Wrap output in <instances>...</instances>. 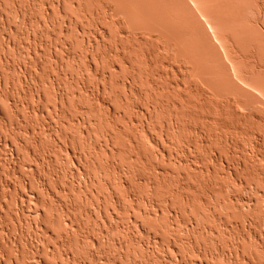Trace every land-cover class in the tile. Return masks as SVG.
I'll return each mask as SVG.
<instances>
[{"label":"rangeland","instance_id":"obj_1","mask_svg":"<svg viewBox=\"0 0 264 264\" xmlns=\"http://www.w3.org/2000/svg\"><path fill=\"white\" fill-rule=\"evenodd\" d=\"M56 1L0 0V72L4 76L0 107L12 131H7L0 120V186L5 187L0 189V264H68L51 251L56 247L55 233L63 237L72 228L78 243L74 239L69 250L87 263L245 264L249 257H258L255 250L264 247V226L259 228L257 216L264 211V0H185L187 4L184 0H130L123 5L118 0H65L63 9H56ZM189 3L192 8L187 6ZM143 7L147 16L151 14L149 18L156 16L160 23H150L135 12ZM190 9L197 12L196 20ZM202 13H208L218 26L221 43L210 37L204 38L207 44L204 42L202 34L207 32L199 29L204 22ZM197 18L202 21L199 26ZM66 26L69 28L64 32ZM213 44H219L218 48L212 46L216 52L209 46ZM91 45L97 56L87 50ZM67 52L78 57L65 60ZM221 55L223 58H219ZM60 57H65L63 67L58 66ZM227 64L230 70L224 68ZM103 69L112 72V79L109 88L100 93ZM228 71H233L230 76L234 80ZM37 79L44 95L41 100L33 95L39 88L35 85ZM56 83L70 95L59 114L53 108L58 107ZM233 85L240 88L235 87V91ZM243 93L251 97L253 94V99ZM146 105L160 110L150 121L142 115ZM143 121L149 122L144 133L140 128ZM168 122H176V127L171 128ZM166 123L171 124L169 131ZM135 131L141 135H137L138 147L131 139ZM110 135L114 136L112 144L116 148L112 147V153L105 148L110 144ZM99 145L103 152L96 149ZM71 150L83 157L92 155L89 162L80 160L84 170L99 177L90 186L92 198L95 196L92 200L88 191L84 197L83 177L76 175L80 172L75 158H79ZM127 169L131 174L126 173ZM126 188L137 197L134 204ZM255 189L260 195L255 194ZM250 198L256 202V214L252 211L250 216L255 221L244 224L246 211L242 210L246 207L242 205ZM117 199L122 201L124 212L116 208ZM222 199L229 204H223ZM41 200L49 202L50 208L44 207ZM97 201L103 204L99 211ZM138 208L153 211L151 218L140 214ZM112 211L118 215L107 226L105 218ZM41 212L46 214V222H50L49 218L54 221L53 226L47 223L55 232L53 239L37 230ZM132 219L138 220L134 223L137 227H131ZM55 221L60 222L59 228ZM188 221H193L195 230H190ZM36 235L43 238L46 246L38 242ZM152 236L157 237V243ZM244 238L252 248L240 246ZM118 240L130 243L126 245L128 249L124 244L121 247ZM254 243H259L258 247L252 246ZM169 245L176 246L178 254L167 250ZM44 246L48 251L42 250Z\"/></svg>","mask_w":264,"mask_h":264},{"label":"bare ground","instance_id":"obj_2","mask_svg":"<svg viewBox=\"0 0 264 264\" xmlns=\"http://www.w3.org/2000/svg\"><path fill=\"white\" fill-rule=\"evenodd\" d=\"M118 1H119L120 3H122V5H123V2H124L125 4H126V2H127V3L130 2V0H118ZM140 1H141V0H140ZM184 1H185V0H184ZM188 1H189V0H188ZM192 1H193V0H192ZM194 1H196V0H194ZM136 2H137V1H136ZM136 2H135V3H136ZM138 2H139V1H138ZM198 2H199V1H198ZM141 3H143V2H141ZM141 3H140V8H141ZM144 3H145V2H144ZM160 3H161V2H160ZM185 3L187 4V1H185ZM190 3H191V2H190ZM190 3H189V5H190ZM53 4H54V6L56 5V6H55L56 9H63V8H64V4H65V0H57L56 3L53 2ZM53 4H52V5H53ZM78 4H79V2H78ZM130 4H131V3H130ZM195 4H196V3H195ZM207 4H208V3H207ZM120 5H121V4H120ZM133 5L138 6V4H134V3H133ZM144 5H145V4H144ZM189 5H187V6L190 7V8L193 7L192 4H191L190 6H189ZM197 5H198V4H197ZM77 6H78V5H77ZM145 6H146V5H145ZM79 7H80V6H79ZM79 7H78V9H80ZM113 7H114V6H113ZM123 7H125V6H123ZM128 8H129V7H128ZM134 8H135V7H134ZM134 8H133V9H134ZM138 8H139V7H138ZM143 8H145V7H143ZM143 8H142V9H143ZM158 8H159V7H158ZM207 8H208V7H207ZM209 8H211V7H209ZM130 9H131V8H130ZM142 9H141V10H142ZM160 9H161V8H160ZM193 9H194V8H193ZM204 9H205V8H204ZM136 10H138V9H136ZM141 10H138V11L133 10V11H135L137 14L140 13V14H138V15H140L142 18L146 19L148 22L150 21V23H154V24H156V23H158V22L160 23L161 20L155 19L156 16H155V17H150V18H149V16H150L151 14H150L149 16H147L148 11L146 10V8H145V10L143 9V11H141ZM153 10H154V9H153ZM155 10H157L156 7H155ZM161 10H164V8H162ZM161 10H160L159 12H161ZM190 10H192V9H190ZM195 10H196V9H195ZM212 10H213V9H212ZM102 11H103V10H102ZM102 11H100L101 14L103 13ZM104 11H105V10H104ZM110 11H112V10H110ZM110 11H109V12H110ZM122 11H123V10H122ZM127 11H128V10H127ZM144 11H146L147 14L144 13ZM192 11H193V12H191V13H192L191 16L193 17V14H194V17H193V19H194V18H195V15H197V12L195 11V12H196V13H195L194 10H192ZM200 11H201V10H200ZM208 11H209V10H208ZM135 12H133V13H135ZM201 12H202V11H201ZM211 12H212V11H211ZM126 13H129V12H126ZM136 13H135V15H137ZM162 13H163V12H162ZM162 13H161V14H162ZM205 13H206V11H205ZM109 15H110V14H109ZM129 15H131V14H129ZM157 15H159V14H157ZM198 15H199V14H198ZM200 15H201V17L204 19V22H203L202 26H204L205 29H204L202 26H201V28H200V26L198 25V24H200V22H202V21H201L202 19H201L200 16H199V18H200L201 20H200L199 18H197V20L199 19L200 21H199L198 23H197L196 21H194V23L196 22V24L199 26V29H201L202 31L205 30V32H207V34H206L204 31L201 32V30H200L198 33L201 32V33H205V34H206V37H205V34H202V35H203V37H202L203 39H204V38L207 39V38L210 37V38H209L210 40H216L217 43H218V42L221 43L220 41H222V40L220 39V37H219V35H218L219 33H218V31H217V27H218V26L216 27V25L214 24L215 22H212V21L209 19V16H207L208 13H207V15L204 14V13H202V14H200ZM209 15H211V14H209ZM218 16H219V15H218ZM137 17H138V16H137ZM141 17H140V18H141ZM158 17H160V16H158ZM212 17H213V16H212ZM142 18H141V19H142ZM136 19H137V18H136ZM138 19H139V18H138ZM141 19H139V20H141ZM167 19H168V18H167ZM214 19H215V17H214ZM214 19H213V20H214ZM108 20H110V18H109ZM194 20H196V19H194ZM215 20H216V22H217V19H215ZM225 20H226V18H225ZM169 21H170V20H169ZM144 22H145V21H144ZM222 22H223V21H222ZM225 22H226V21H225ZM111 23H112V22H111ZM111 23H110V24H111ZM217 23H219V22H217ZM217 23H216V24H217ZM144 24H147V23H144ZM196 24H195V25H196ZM147 25H148V24H147ZM162 25H163V24H162ZM197 25H196V26H197ZM200 25H201V24H200ZM218 25H220V24H218ZM226 25H227V24H226ZM151 26H152V25H151ZM157 26H158V25H157ZM157 26H156V27H157ZM191 26H192V25H191ZM222 26H223V25H222ZM222 26H221V27H222ZM227 26H228V25H227ZM68 28H69V27L66 26V28H64V32H65V31L67 32V31H68ZM160 28H161V27H160ZM163 28H164V27H163ZM193 28H194V27H193ZM202 28H203V29H202ZM219 28H220V27H219ZM222 28H223V27H222ZM191 29H192V28H191ZM195 29H197V27H196ZM195 29H194V30H195ZM199 29H198V30H199ZM220 30H221V29H220ZM196 32H197V31H196ZM107 33H108V32H107ZM201 33H200V34H201ZM195 34H196V33H195ZM221 34H222V33H221ZM104 35H106V34H104ZM198 35H199V34H198ZM211 35H212V36H211ZM247 35H248V34H247ZM102 36H103V34H102ZM194 36H195V35H194ZM220 36L222 37L223 35H220ZM251 37H252V36H251ZM248 38H249V37H248ZM257 38H258V37H257ZM166 39H167V38H166ZM168 39H169V38H168ZM168 39H167V40H168ZM197 39H199V38H197ZM205 39H204V42H206ZM223 39H224V38H223ZM228 39H229V38H228ZM255 39H256V38H255ZM97 40H99V39H97ZM182 40H184V39H182ZM210 40H208V41H210ZM225 40H226V39H225ZM251 40H252V39H251ZM248 41H250V40H248ZM95 42H97V41H95ZM168 42H169V41H168ZM227 42H228V41H227ZM252 42H253V41H252ZM257 42H258V41H257ZM207 43H208V42H206V44H207ZM213 43H214V41H213ZM222 43H223V42H222ZM89 44H90V43H89ZM89 44H88V45H89ZM202 44H203V43H202ZM209 44H212V42H211V43L209 42ZM251 44H252V43H251ZM57 45H58V44H57ZM92 45H93V44H92ZM92 45H91V46H88L87 50H89V53H92L93 55H96V54H95V50H94V48L92 47ZM246 45H247V44H246ZM205 46H206V45H205ZM209 46H211L210 48H212V46H213V48H218L219 44H218V46H217V45H214V44H213V45H209ZM209 46H207V47H209ZM214 46H216V47H214ZM222 46H225V45H222ZM252 46H253V44H252ZM255 46H256V45H255ZM202 47H203V46H202ZM232 47H233V46H232ZM260 47H261V45H260ZM177 48H178V47H177ZM204 48H205V47H204ZM204 48H203V49H204ZM213 48L211 49V51L213 50ZM221 48H222V47H221ZM221 48L219 47V49H221ZM223 48H225V47H223ZM226 48H228V47L226 46ZM254 48H255V47H254ZM68 49H69V48H68ZM68 49H66V50H68ZM219 49H217L218 52H220ZM260 49H261V48H260ZM262 49H263V48H262ZM35 50H37V49H35ZM195 50H196V49H195ZM206 50H207V49H206ZM226 50H227V49H226ZM253 50H254V49H253ZM255 50H257V49H255ZM213 51H214V50H213ZM37 52H38V51H37ZM194 52H195V51H194ZM214 52H216V51H214ZM218 52H217V53H218ZM225 52H226V51H225ZM255 52H256V51H255ZM204 53H205V52H204ZM227 53H228V52H227ZM232 53H233V52H232ZM213 54H214V53H213ZM219 54H220V53H219ZM221 54H223V53L221 52ZM229 54H230V52H229ZM93 55H91V56L93 57ZM230 55H231V54H230ZM96 56H97V55H96ZM222 56H223V55H221L219 58H221ZM227 56H228V55H227ZM261 56H262V55H261ZM71 57H72L73 59H75L76 57H78V55H75L74 52H73V53H71V52H67V56H66V58H65V57H64V58H65V60H68V59H70ZM202 57H203V56H202ZM231 57H232V56H231ZM64 58L62 57V59H61V57H60V60L58 61V66H62V67H63V66L65 65V64H64ZM222 58H223V57H222ZM227 58H228V57H227ZM261 58H262V57H261ZM211 59H212V58H211ZM224 59H225V58H224ZM231 59L233 60L234 58H231ZM231 59H230V60H231ZM94 60H95V59H94ZM207 60H208V59H207ZM216 60L218 61L219 59H216ZM216 60H215V61H216ZM215 61H214V62H215ZM219 61H221V60H219ZM223 61H224V60H222V62H223ZM225 61H226V60H225ZM234 61H235V60H234ZM257 61H258V60H257ZM210 62H211V61H210ZM222 62H221V63H222ZM227 62H228V61H227ZM262 62H263V61H262ZM221 63H220V64H221ZM257 63H258V62H257ZM206 64H207V63H206ZM234 64H235V63H234ZM258 64H259V63H258ZM227 65H228V64H227ZM213 66H214V65H213ZM95 67H96V66H95ZM229 67H230V68H229ZM259 67H260V66H259ZM224 68H227L228 70H230V69H231V66L228 65L227 67H224ZM224 68H223V69H224ZM232 68H233V67H232ZM241 68H242V67H241ZM261 68H262V66H261ZM25 69H26V68H25ZM25 69H24V70H25ZM223 69H222V70H223ZM253 69H254V68H253ZM24 70H23V71H24ZM236 70H237V69H236V67H235V72H236ZM241 70H242V69H241ZM250 70H252V69H250ZM258 70H259V69H258ZM1 71H2V70H1ZM25 71H27V70H25ZM25 71H24V72H25ZM28 71H29V69H28ZM30 71H31V70H30ZM30 71H29V72H30ZM208 71H209V70H208ZM217 71H218V70H217ZM255 71H256V70H255ZM260 71H261V70H260ZM225 72H227L226 69H225ZM237 72H238V71H237ZM237 72H236V73H237ZM258 72H259V71H258ZM262 72H263V71H262ZM2 73H3V72H2ZM222 73H223V72H222ZM228 73H230V74H229V76H230V75H232L233 71H232V73H231V71H230V72L228 71ZM228 73H225V74L228 75ZM240 73H241V72H240ZM30 74H31V73H28V74H26V75L31 76ZM101 74H102V76H101L102 79H101V83L99 84V87H98V90H100V91H98V92H100V93H102L101 91L106 90V89L109 88V86H110V82H111V79H112V72H107L105 69H103ZM206 74H207V73H206ZM216 74H217V73H216ZM26 75H25V76H26ZM226 75H225V76H226ZM245 75H246V74H245ZM229 76H227V77L229 78ZM250 76H251V75H250ZM2 77H4V76L1 75V72H0V85H2V80H4V78L2 79ZM230 77H231L230 79H233L232 76H230ZM235 77H236V76H235ZM239 77H240V76H239ZM239 77H238V79H239ZM243 77H244V76H243ZM253 77H254V76H253ZM32 78H33V76H32ZM34 78H35V77H34ZM224 78H225V77H224ZM241 78H242V74H241ZM245 78H246V77H245ZM261 78H262V77H261ZM35 79H36V78H35ZM233 80H234V79H233ZM248 80H249V79H248ZM252 80H253V79H252ZM263 80H264V79H263ZM235 81H236V80H235ZM237 81H238V80H237ZM245 81H246V82H245ZM34 82H35V80H34ZM232 82H233V81H232ZM239 82H240V81H239ZM242 82H245V83L251 84V82H249V81H247V80H244V81H242ZM253 82H254V81H253ZM39 83H40V81H39V79H37V83H36L35 85L38 86ZM133 83H134V80H133ZM133 83H130L128 86H129V87H132L131 84H133ZM240 83H241V82H240ZM52 84L54 85L55 83L52 82ZM56 84H57V83H56ZM125 84H127V82H125ZM234 84H235V82H234ZM236 84H239V83L237 82ZM37 86H36V88H37ZM226 86H227V85H226ZM233 86H234V85H233ZM242 86H243V85H242ZM38 87H39V88H37L36 90H34L35 93L33 92V93H34L33 95L36 96L37 99L41 100V99H43V96H44V95H43V93H42V90H40V87H41V86L39 85ZM54 87H55V86H54ZM235 87H237V85L233 87V89H235V91L238 90V89L240 88V87H237V88H238V89H237V88H235ZM253 87H254V86H253ZM56 88H57V89H56ZM56 88H55V89H56V93H55V94H56V96H57V100H58V101H57L58 104H57V103H56V104L58 105V107H55V106H54L53 108H54V109L57 108V109H58V114H59V112H60L61 110H63V109H62V108H63V105L66 103V101H67V99L69 98L70 95H69L68 91H66L64 88H61L60 86H58V84H57ZM244 89H245V88H244ZM243 91H244V90H243ZM246 92H247V91H246ZM252 93H253V91H252ZM258 93H259V92H258ZM261 93H262V92H261ZM243 94H244V93H243ZM248 94H250V93H248ZM244 95H245L246 97L249 96L250 99H253L252 97L254 96V95L252 94V97H251V95H247V93L244 94ZM4 96H5V95H4ZM258 96H259V95H258ZM2 97H3V95H2L1 92H0V98H2ZM255 97H256V96H255ZM255 97H254V98H255ZM4 98H5V97H4ZM6 99H7V98H6ZM255 99H257V98H255ZM2 100H3V99H2ZM257 100H258V99H257ZM148 104H149V103H148ZM144 105H145V104H144ZM152 105H153V104H152ZM227 105H228V104H227ZM147 106H148V105H146V107H147ZM217 106H218V105H217ZM146 107H144L145 110L143 109V113H142V115L144 114V115L146 116L145 118H148L149 121H150V119L152 118V115L156 114V112L158 111V109L156 108V106H155V107H154V106H148L147 108H146ZM160 107H161V106H160ZM219 107H220V106H219ZM222 108L224 109V107H222ZM159 109H160V108H159ZM225 109H226V107H225ZM55 110H56V109H55ZM55 110H54V111H55ZM112 110H114V109H112ZM235 110H236V109H235ZM52 111H53V110H52ZM116 111H117V110H116ZM159 111H160V110H159ZM159 111H158V112H159ZM231 111H232V110H231ZM236 111H237V110H236ZM56 112H57V111H56ZM61 112H62V111H61ZM218 112H219V111H218ZM237 112H238V111H237ZM249 112H250V111H249ZM51 113H52V112H51ZM113 113H114V112H113ZM235 113H236V112H235ZM238 113H239V112H238ZM242 113H244V112H242ZM247 113H248V112H247ZM58 114H57V116H58V118H59L58 120H61V118H60L61 115H58ZM61 114H62V113H61ZM216 114H217V113H216ZM251 114H252V113H251ZM55 115H56V114H55ZM113 115H115V114H113ZM219 115H220V114H219ZM245 116H247V115H245ZM218 117H219V116H218ZM247 117H249V116H247ZM247 117H245V118H247ZM62 118H63V117H62ZM145 118H144V119H145ZM241 118H242V117H241ZM6 119H7V118H5V115H4L3 111H2V108L0 107V120H2V123H3L4 128H6L7 131L10 130V132H12L11 129H9V125H7L8 123L6 122ZM83 119H84V118H83ZM83 119H81V120L84 122L85 120H83ZM174 119H175V118H174ZM71 120H72V119H71ZM79 120H80V119H79ZM222 120H223V119H222ZM61 121H62V120H61ZM141 121H142V120H141ZM146 121H147V120H146ZM146 121L140 122V128H141L142 131L140 130V128H138L139 131H141V132H143V133L146 132V129L149 128V127L147 128V125L149 124V122H146ZM175 121H177V120L175 119ZM8 122H9V120H8ZM58 122H59V121H58ZM77 122H78L79 124H81V122H79L78 120H77ZM83 122H82V124H83ZM220 122H222V121H220ZM6 123H7V124H6ZM9 123H11V121H10ZM60 123H61V122H60ZM84 123H85V122H84ZM168 123H171V122H168ZM168 123H166V124H167L166 126H167V130L169 131L170 128L168 129V126L170 127V125H171L172 123H171L170 125H169ZM175 123H176V122H174V123L171 125V126H173V127H171V128L174 129V127H176V126H175ZM224 123H225V122H224ZM263 123H264V122H263ZM16 124H17V123H15L14 126H16ZM176 124H177V123H176ZM10 125H11V124H10ZM218 125H221V124H218ZM0 126H2L1 123H0ZM18 126H19V125H18ZM148 126H149V125H148ZM164 126H165V125H164ZM177 126H178V125H177ZM11 127H13V126H11ZM260 127H261V126H260ZM263 127H264V126H263ZM17 128H18V127H17ZM160 128H161V127H160ZM220 128H221V127H220ZM46 129H47V128H46ZM117 129H118V128H117ZM134 129H136V128H134ZM217 129H218V128H217ZM261 129L263 130L262 127H261ZM2 130H3V129H2ZM13 130H14V129H13ZM136 130H137V129H136ZM160 130H161V129H160ZM175 130H176V129H175ZM245 130H246V129H245ZM42 131H43V130H42ZM60 131H61V130H60ZM137 131H138V130H137ZM171 131H172V130H171ZM176 131H177V130H176ZM228 131H229V130H228ZM242 131H243V130H242ZM50 132H51V131H49V133H50ZM141 132H140V133H141ZM172 132H173V131H172ZM257 132H259V131H257ZM262 132H263V131H262ZM43 133H44V132H43ZM45 133H46V132H45ZM63 133H64V132H63ZM132 133H133V132H132ZM159 133H160V132H159ZM166 133H167V132H166ZM169 133H170V132H169ZM225 133H227V132H225ZM225 133H224V134H225ZM253 133H254V132H253ZM260 133H261V132H260ZM1 134H2V133H1ZM64 134H66V133H64ZM147 134H150V132H149V133L147 132ZM161 134H163V133H161ZM214 134H215V133H214ZM228 134H229V133H228ZM228 134H227L226 136H228ZM256 134H257V133H256ZM137 135H138L139 137H141V135L139 134V132H136V131H135V133H134V135L132 136L131 139H132V143H134V145H136V146L138 147V146H139V140H138L139 137H138ZM144 135H145V134H144ZM245 135H247V134H245ZM250 135H251V134H250ZM262 135H264V134H262ZM64 136H65V135H63V137H64ZM160 136H161V135H160ZM210 136H211V135H210ZM224 136H225V135H224ZM254 136H255V135H254ZM147 137H148V136H147ZM215 137H216V136H215ZM220 137H221V136H220ZM247 137H248V136H247ZM256 137H257V136H256ZM0 138H1V137H0ZM64 138H66V137H64ZM113 138H114V136L110 135V136L108 137V139H107V140H108L107 142H109L110 144H107V146L104 145L105 148L107 147V149H109V153H112V152H113V151H112V147L114 146V145L112 144L113 141H114ZM148 138H149V137H148ZM159 138H160V137H159ZM161 138H162V137H161ZM211 138H212V137H211ZM241 138H242V137H241ZM250 138H251V137H250ZM261 138H262V137H261ZM67 139H68V138H67ZM150 139H151V138H150ZM152 139H153V138H152ZM163 139H164V138H163ZM165 139H168V138H165ZM242 139H243V138H242ZM247 139H248V138H247ZM34 140H35V139H34ZM155 140H156V139H155ZM160 140H161V139H160ZM227 140H228V139H227ZM68 141H69V139H68ZM151 141H152V140H151ZM164 141H165V140H164ZM218 141H219V140H218ZM233 141H235V140H233ZM237 141H238V140H237ZM255 141H256V140H255ZM2 142H3V141H2ZM5 142H6V141H5ZM162 142H163V141H162ZM168 142H169V141H168ZM225 142H226V141H225ZM19 143H20V142H19ZM67 143H69V142H67ZM238 143H239V142H238ZM249 143H250V142H249ZM6 144H7V143H6ZM65 144H66V143H65ZM65 144H64V148H66ZM166 144H167V143H166ZM191 144H192V143H191ZM234 144H235V143H234ZM20 145H21V144H20ZM67 145H68V144H67ZM108 145L111 146V147H108ZM192 145H193V144H192ZM255 145L257 146V144H255ZM189 146H191V145H189ZM224 146H225V145H224ZM227 146H228V145H227ZM252 146H253V145H252ZM62 147H63V146H62ZM253 147H254V146H253ZM260 147H261V146H260ZM262 147H263V145H262ZM64 148H63V149H64ZM103 148H104V147H103ZM114 148H115V147H113V149H114ZM96 149H98V150L100 149V150H101V149H102V146L99 145V147H97ZM224 149H225V147H224ZM66 150H69V149L66 148ZM98 150H96V151H98ZM100 150H99V151H100ZM103 150H104V149H103ZM115 150H116V148H115ZM115 150H114V151H115ZM159 150H160V149H159ZM164 150H165V149H164ZM164 150H163V151H164ZM255 150H256V149H255ZM63 151H65V150H63ZM110 151H112V152H110ZM253 151H254V150H253ZM100 152H103V151H100ZM104 152H105V150H104ZM106 152H107V151H106ZM258 152H259V151H257L256 153H258ZM65 153H66V152H65ZM69 153H70V152H68V154H69ZM71 153H72V155L75 154V152H74V151L72 152V150H71ZM73 153H74V154H73ZM254 153H255V152H254ZM66 154H67V153H66ZM76 154H77V153H76ZM76 154H75L74 156H76V157L79 158V159L75 158V159H76L75 161H77V164H79V165H78L79 167H78L76 170H77V172H80V173H77L76 175H77V176H81V175H82V177H83V182H82V183H84V187H85L84 189H85V191H86V193H84V197H85V195L87 194V191H88V196H91L89 200H92L95 196L92 198V195H93V194H90V192L93 193V192H92L93 190L91 191V189H92L93 186H92V187H90V186H91L92 184H95L94 182H96V181L98 182V180H99L98 178H99V177L97 178L96 175L94 176L93 174L88 173L86 170H84L85 168H82L83 165H82V164H81L82 166L80 165V163H82L80 160H82L83 158H85V159H83V162H84V160L89 162L90 159L88 160V157H90V156H92V155H90V153H88L90 156H86V154H85V155H84L85 157H83L82 154H80V155H79V153H78V155H76ZM88 154H87V155H88ZM161 154H162V156H163L164 153H161ZM72 155L70 154L71 157H72ZM254 155H255V154H254ZM167 156H168V155H167ZM260 156H261V155H260ZM168 157H169V156H168ZM218 157H220V156L218 155ZM91 158H92V157H91ZM170 158H171V157H170ZM256 158H257V157H256ZM261 159H262V158H261ZM263 160H264V159H263ZM49 161H50V160H49ZM79 161H80V162H79ZM216 161H217V160H216ZM220 161H222V160H220ZM214 162H215V161H214ZM229 164H230V163H229ZM80 166H81V167H80ZM76 167H77V166H76ZM83 167H84V166H83ZM214 167H215V166H214ZM114 168H115V167H114ZM119 168H120V167H119ZM119 168H118V170L121 171L122 168H121V169H119ZM214 169H215V168H212L213 171H214ZM227 169H229V168H227ZM114 171H115V170H114ZM120 171H118V172L120 173ZM165 171H166V170H165ZM118 172H117V173H118ZM115 173H116V171H115ZM122 173H123V170H122ZM124 173H125V172H124ZM124 173H123V174H124ZM126 173L131 174V172H130L128 169H127ZM209 173H210V172H209ZM123 174H122V175H123ZM165 174H166V173H165ZM213 174H214V172H213ZM76 175H75L74 177H76ZM119 175H121V174H118V177H119ZM122 175H121V176H122ZM208 175H209V174H208ZM121 176H120V178H121ZM131 176H134V175H131ZM131 176H130V177H131ZM210 176H211V175H210ZM215 176H216V175H215ZM126 177H127V176H125V180H126ZM122 178H123V177H122ZM122 178H121V180H122ZM209 178H210V177H209ZM253 178H254V177H253ZM26 179H27V178H26ZM117 179H118V178H117ZM183 180H184V179H183ZM188 180H189V179H188ZM213 180H214V179H213ZM253 180H254V179H253ZM147 181H148V180H147ZM152 181H153V180H152ZM239 181H240V180H239ZM241 181H242V180H241ZM263 181H264V180H263ZM4 182H5V181H4ZM6 182H7V181H6ZM6 182H5V183H6ZM10 182H11V181H10ZM24 182H25V181H24ZM28 182H29V180H28ZM210 182H211V181H210ZM2 183H3V181L1 182V185H2ZM5 183H4V184H5ZM148 183H149V182H148ZM148 183H147V184H148ZM206 183H207V182H206ZM206 183H205V184H206ZM226 183H227V182H226ZM231 183H232V182H231ZM251 183H252V182H251ZM255 183H256V182H255ZM7 184H8V183H7ZM25 184H27V183H25ZM149 184H151V182H150ZM210 184H211V183H210ZM227 184H228V183H227ZM245 184H246V183H245ZM28 185H29V183H28ZM246 185H247V184H246ZM5 186H6V185H5ZM127 186H129V185H127ZM73 187H74V186H73ZM82 187H83V186H82ZM255 187H256V186H255ZM2 188H5L4 185H3V186H0V189H2ZM40 188H41V187H40ZM71 188H72V187H71ZM74 188H75V187H74ZM88 188H89V189H88ZM90 188H91V189H90ZM128 188H129V187H128ZM128 188H126V189L128 190V193H127L128 199H130V201L134 204V202H136L135 199H137V197L135 198L134 195H133L134 192L132 193L131 190H130V191H131V192H130V191H129L130 188H129V189H128ZM131 188H132V187H131ZM249 188H250V187H249ZM253 188H254V187H253ZM256 188H258V187H256ZM86 189H87V190H86ZM259 189H260V188H259ZM73 190H74V189H73ZM75 190H76V189H75ZM75 190H74V191H75ZM77 190H78V189H77ZM77 190H76V191H77ZM80 190H81V187H80ZM89 190H90V192H89ZM223 190H224V189H223ZM83 191H84V190H83ZM217 191H218V190L215 191L216 194H218ZM252 191H253V189H252ZM262 191H263V190H262ZM176 192H177V191H176ZM219 192H220V191H219ZM223 192H224V191H223ZM0 193H2V192H0ZM220 193H221V192H220ZM263 193H264V191H263ZM222 194H223V193H222ZM255 194L260 195V194H259V191H256V189H255ZM255 194H254V195H255ZM94 195H96V194H94ZM227 195H228V194H227ZM252 195H253V194H252ZM263 195H264V194H263ZM216 196H217V195H216ZM218 196H220V195H218ZM228 196H229V195H228ZM86 197H87V196H86ZM86 197H85V199H86ZM109 197L112 198V196H110V194H109ZM208 197H209V196H208ZM220 197H221V196H220ZM220 197H219V198H220ZM223 197H224V196H223ZM91 198H92V199H91ZM126 198H127V197H126ZM134 198H135V199H134ZM185 198H186V197H185ZM187 198H188V197H187ZM219 198H217V199H219ZM258 198H259V197H258ZM98 199L100 200V198H98V196H97V200H98ZM113 199H114V197H113ZM217 199H216L215 203L217 202ZM223 199H225V198H223ZM223 199H222V203H223V204H224V201H227V202H228V200H224V201H223ZM256 199H257V197H256ZM256 199H255V200H256ZM39 200H40V199H39ZM229 200H230V199H229ZM243 200H244V199H243ZM245 200H246V199H245ZM85 201H88V198H87V200H85ZM100 201H101V200H100ZM147 201H148V200H147ZM166 201H167V200H166ZM191 201H193V200H191ZM219 201H220V199H219ZM219 201H218V204H216V205H219ZM41 202H42L41 204H42L44 207H46V208H48V209L50 208V205H49L50 203H49V202L42 201V200H41ZM98 202H99V201L95 202V203L97 204V205H96V204H95V205H96V208H97L98 211H99V209H102V206H101V205H103V204L100 205V203H102V202H100V203H98ZM114 202H118V204L116 203V204H117V205H116V206H117V207H116L117 209L119 208V209H121V211L125 209V207L123 206V204H121L122 201L120 202V201L117 199V200H114ZM151 202H153V201H151ZM151 202H150V204H149V203H148V204H149L150 206L152 205V206L154 207V205H153L154 202H153V203H151ZM160 202H161V201H160ZM168 202H169V201H168ZM187 202H188V203H187ZM230 202H231V200H230ZM39 203H40V201H39ZM158 203H159V201H158ZM186 203H187V205L189 206L190 200H189V199L186 200ZM186 203H184V204L186 205ZM225 203H226V202H225ZM98 204H99V205H98ZM155 204H156V203H155ZM193 204H194V202H193ZM228 204H229V202H228ZM230 204H233V205H234V202H233V203H230ZM236 204H238V202H237ZM135 205H136V204H135ZM135 205H134V207H136V206L138 207V205H136V206H135ZM168 205H169V204H168ZM187 205H186V206H187ZM211 205H212V204H211ZM225 205H226V204H225ZM66 206H67V205H66ZM97 206H98V207H97ZM155 206H156V205H155ZM192 206H193V205H192ZM242 206H243V207H244V206L246 207V209L244 208V209L242 210L243 212L246 211L245 214H244V215H246V220H244L245 222H243V221H241V222L239 221V222H240V223L243 222L244 224H245V223L247 224L248 222L251 223V221L254 222L255 220H252V217H253V215H252L253 212H252V211H254V209H255V207H256V202H254L253 199L250 198V199L247 200V202L244 203V205H242ZM242 206H241V208H243ZM262 206H263V205H262ZM153 207H151L150 210H153V209H152ZM156 207H157V206H156ZM167 207H168V206H167ZM210 207H211V206H210ZM222 207H223V206H222ZM222 207H221V208H222ZM157 208H158V207H157ZM216 208H219V207L216 206ZM225 208H226V207H225ZM260 208L262 209L261 206H260ZM66 209H67V207H66ZM103 209H104V207H103ZM135 209H137V208H135ZM159 209H160V208H158V211H159ZM172 209H173V208H172ZM190 209H191V208H190ZM213 209H214V208H213ZM125 210H126V209H125ZM125 210H124V211H125ZM154 210H157V209L155 208ZM256 210H258V209H256ZM102 211H103V210H102ZM118 211H119V210H118ZM121 211H120L119 213H121ZM124 211H122V212H124ZM138 211L140 212V214H142V215H144V216H146V217H148V216L153 212V211L150 212L148 209H139V208H138ZM158 211H157V212H158ZM160 211H161V210H160ZM112 212H113V213L110 212V214H111V215L109 214L110 216L108 215L107 218H105L106 221L108 220V221H107L108 223H109V222H112L113 220H115V218H117L116 216L118 215V214H117L118 212H117V211H116L117 213L115 212L116 215L114 214V211H112ZM126 212H127V211H126ZM154 212H156V211H154ZM256 212H257V211H256ZM261 212H262V211H261ZM261 212H259L260 214L257 215V216L260 217V219L258 218V221H259V222H258V223H259V228H260V227L262 228V226H264V223H263V220H264V219H263V218H264V214H263V213H264V211H263V213H262V216H261ZM102 213H103V212H102ZM177 213H178V212H177ZM257 213H258V212H257ZM159 214H160V213H159ZM159 214H158V215H159ZM171 214H172V213H171ZM254 214H256L255 211H254ZM103 215H104V214H103ZM156 215H157V213H156ZM177 215H178V214H177ZM251 215H252V217H250ZM151 216H152V215H151ZM178 216H180V215H178ZM257 216H256V217H257ZM104 217H105V216H104ZM149 217H150V216H149ZM152 217H155V216H152ZM173 217H174V216H173ZM175 217H176V211H175ZM175 217L173 218V220L175 219ZM40 218H41V220H40V222L37 224V230L41 231L43 234H45V235H47V236H49V237H52V239H53V237H54V236H53V235H54L53 233H55V232H54L53 230L51 231L52 228H51V229H50V227L48 228L47 223H50V222L52 223V222H54V221H52V220L49 218L48 221H50V222H46V221H47L46 219H48V218H47L46 214H44L43 212L40 213ZM100 218H101V217H100ZM102 218H103V217H102ZM108 218H112V219L109 220ZM113 218H114V219H113ZM132 218H136V217L133 215ZM150 218H151V217H150ZM180 218H181V217H180ZM183 218H184V217H183ZM243 218H245V217H243ZM105 219L103 220V222L105 221ZM253 219H254V218H253ZM255 219H256V218H255ZM136 220H137V219H132V223H133V224L131 223V221H129V222L131 223V227L134 226V223L137 224V221H138V220H137V221H136ZM175 220H177V218H176ZM213 220H214V219H213ZM236 220H237V219H236ZM240 220H241V219H240ZM101 221H102V220H101ZM223 221H225V220H223ZM69 222H70V221H69ZM174 222H176V221H174ZM174 222H173V223H174ZM191 222H193V221H190V222L188 221L189 224H190ZM218 222H219V221H218ZM256 222H257V219H256ZM55 223L58 225V227H57L56 225H54V227L59 228V226H60L59 223H60V222L55 221ZM55 223H54V224H55ZM104 223H105V222H104ZM184 223H185V222H184ZM223 223H224V222H223ZM249 223H248V224H249ZM105 224H106V223H105ZM105 224H104V225H105ZM138 224H139V223H138ZM171 224H172V222H171ZM218 224H219V223H218ZM226 224H227V223H226ZM244 224H240V225L242 226V225H244ZM254 224H255V223H254ZM254 224H251V225H254ZM3 225H4V224H3ZM3 225H2V226H3ZM68 225H69V224H68ZM70 225H71V223H70ZM70 225H69V227L72 226V225H71V226H70ZM109 225H110V223L107 224V226H109ZM132 225H133V226H132ZM139 225H140V224H139ZM172 225H174V224H172ZM195 225H197V224H195ZM49 226H51V225H49ZM52 226H53V223H52ZM117 226H118V225H117ZM135 226H136V225H135ZM135 226H134V227H135ZM141 226H142V225H141ZM143 226H144V225H143ZM170 226H171V225H170ZM185 226H186V225H185ZM218 226H219V225H218ZM248 226H249V225H248ZM255 226H256V225H255ZM257 226H258V225H257ZM131 227H129V228H131ZM136 227H137V226H136ZM144 227H145V226H144ZM188 227L190 228V230H195L194 224H192V223H191L190 226H188ZM214 227H215V226H214ZM243 227H244V226H243ZM249 227H250V226H249ZM251 227H252V226H251ZM71 228H72V227H71ZM141 228H142V231H143L144 228H143V227H141ZM241 228H242V227H241ZM245 228H246V227H245ZM255 228H256V227H255ZM263 228H264V227H263ZM49 229H50V230H49ZM72 229H73V228H72ZM72 229L70 230L71 233L67 234L68 231H69V230H68L66 233H64V234H67V235H65V236H64L63 234L60 235V236L63 235V237H59V234H56V233H55L54 240H56V243L54 242V245L56 244V247L53 246L52 249L54 248V250L51 251V250H50L51 248H50L49 250H50L52 253H54L55 255H58L57 257L63 259V261L67 262L68 264H91L92 261H90V263H89V262L87 263V262H85V261H82L81 259H78L77 257H75V255L72 253L73 251L71 252V251L69 250V248H70V247H69V244H70L74 239H75L74 242L76 241V242L78 243V241H77L78 239H76V237L78 238V236H76L77 233H76V235H75V231H76V230H73V231H72ZM74 229H75V228H74ZM133 229H134V228H133ZM201 229H202V228H201ZM204 229H205V227H204ZM139 230H141L140 227H139ZM70 231H69V232H70ZM203 231H204V230H203ZM220 231H221V230H220ZM223 231H224V230H223ZM73 232H74V233H73ZM102 232H103V231H102ZM102 232H100V233L102 234ZM204 232H205V231H204ZM79 233H80V232H79ZM79 233H78V234H79ZM104 233H105V232H104ZM201 233H202V230H201ZM210 233H211V232H210ZM81 234H82V233H81ZM101 234H100V235H101ZM100 235H99V236H100ZM103 235H104V234H102L100 237H103V238L105 239V237H104ZM248 235H249V234H248ZM36 236H37L38 242H43V244L46 246V243L44 242L43 238L40 237V236H38V235H36ZM57 236H58V237H57ZM79 236H80V235H79ZM81 236H82V235H81ZM105 236H106V235H105ZM150 236H151V235H150ZM56 237H57V238H56ZM83 237H86V236L84 235ZM152 237H153V238H154V237L157 238L156 236H152ZM81 238H82V237H81ZM155 238H154V240H155ZM260 238H261V237H260ZM262 238H264V237H262ZM83 239H85V238H82V240H83ZM104 239H103V240H104ZM257 239H258V238H257ZM93 240H94V239H92V242L95 241V240H94V241H93ZM97 240H99V238H98ZM127 240H128V239H127ZM236 240H237V237H236ZM244 240H246V239L244 238L243 240H241L243 245L241 244L240 246H242V247H243V246H244V247H249L250 245H248V244L246 243L247 241H244ZM99 241H100V240H99ZM99 241H98V242H99ZM124 241H125V240H124ZM160 241H161V239H160ZM237 241H239V239H238ZM243 241H244V242H243ZM248 241H249V240H248ZM255 241H256V240H255ZM255 241H254V242H255ZM79 242H81L80 239H79ZM95 242H97V241H95ZM98 242H97V244H98ZM101 242H102V238H101ZM117 242H119V240H118ZM121 242H123V240H122ZM121 242H119L120 245H122L121 247H123V246L125 245L124 247H125L126 249H128L127 246H128L132 241L129 239V242H130L129 244L127 243V241H126L127 244H125V242H123V243H121ZM161 242H162V241H161ZM161 242H160V244H159V243H158V244H159V245H161V244L164 245V244L161 243ZM170 242H171V241H170ZM174 242H175L176 244H174V243H173V244H174V245H177V241H174ZM260 242H261V241H260ZM119 243H118V245H119ZM154 243H157L156 240H155ZM178 243H179V242H178ZM248 243L251 244L252 242H248ZM263 243H264V240H263ZM263 243H262V244H263ZM92 244H93V243H92ZM99 244H100V243H99ZM123 244H124V245H123ZM167 244H169V242H168ZM183 244H184V243H183ZM237 244H238V242H237ZM257 244H259V243H256V244L254 243V245H252V246H254V247L257 246V247H258ZM262 244L260 243V245H262ZM93 245H96V243H94ZM126 245H127V246H126ZM155 245H156V244H155ZM165 245H166V244H165ZM180 245H181V244H180ZM260 245H259V246H260ZM45 246H44V247H45ZM186 246H187V245H186ZM231 246H233V245H231ZM237 246H239V245H237ZM240 246H239V247H240ZM44 247H43V248H44ZM48 247H50V246L48 245ZM48 247H45V250L42 248V250H43V251H46V249H47V251H48ZM96 247H98V245H96ZM121 247L119 246L120 250H121ZM128 247H129V246H128ZM148 247H149V246H148ZM161 247H162V246H161ZM175 247H176V246H175ZM175 247H174L173 245H169V246H167L166 248H167V250L170 249V252H171V251H175V250H176ZM166 248H165V249H166ZM237 248H238V247H237ZM249 248H252V247L250 246ZM261 248H262V247H259V250H255V252L257 253L258 257H256V258H254V257H252V256L249 257L248 260H246L245 264H264V257H262V255H263L264 253H263V251H260ZM70 249H71V248H70ZM148 249H149V248H148ZM178 249H179V248H178ZM181 249H182V248H181ZM191 249H192V247H191ZM197 249H198V248H197ZM256 249H257V248H256ZM179 250H180V249H179ZM179 250H178V251H179ZM241 250H242V249H241ZM243 250H244V249H243ZM246 250H247V248H246ZM246 250H245V251H246ZM252 250H253V249H252ZM252 250H251V251H252ZM262 250H264V247L262 248ZM123 251H124V249H123L122 251H120V254H121V255H122ZM189 251H190V250H189ZM235 251H237V253H238L239 250L235 249ZM245 251H243L244 253H243V252H242V253H243V254H246ZM253 251H254V250H253ZM253 251H252V252H253ZM257 251H260L259 254L262 253V254L260 255L261 257L259 256V254H258ZM121 252H122V253H121ZM125 252H127V251L125 250ZM125 252H124V253H125ZM175 252H176V251H175ZM175 252H174V253H175ZM246 252H247V251H246ZM249 252H250V251H249ZM249 252H248V253H249ZM149 253H150V252H149ZM192 253H193V252H192ZM204 253H205V252H204ZM126 254H127V253H125V256H126ZM172 254H173V253H172ZM176 254H178V253L176 252ZM176 254H174V255H176ZM197 254H198V253H197ZM251 254H252V253H251ZM121 255H120V256H121ZM205 255H206V254H205ZM209 255H210V254H209ZM215 255H216V254H215ZM238 255H239V254H238ZM1 256H2V255H1ZM94 256H95V254H94ZM94 256L92 255L93 258H94ZM239 256H240V255H239ZM241 256H242V258H243V255H241ZM263 256H264V255H263ZM206 257H208V256L206 255ZM211 257H212V256H211ZM211 257H210V258H211ZM0 258H1V257H0ZM1 259H2V258H1ZM175 259H176V258H174V260H175ZM207 259H208V258H207ZM212 259H213V258H212ZM94 260H95V259H94ZM209 260H210V259H209ZM242 260H243V259H242ZM0 261H2V260H0ZM162 261L164 262L163 259H162ZM175 261H177V260H175ZM178 261H179V260H178ZM178 261H177V262H178ZM180 261H181V260H180ZM180 261H179V262H180ZM38 262L41 263V262H42L41 259H40V261H38ZM45 262H46V261H45ZM95 262H96V261H94V263H92V264H95ZM177 262H176V263H177ZM205 262H206V261H205ZM144 263L146 264L147 262H144ZM200 263H201V261H200ZM43 264H44V263H43ZM49 264H50V263H49ZM161 264H162V263H161ZM165 264H167V262H165ZM168 264H169V263H168ZM177 264H178V263H177ZM179 264H181V263H179ZM190 264H195V263L191 261ZM198 264H199V263H198ZM206 264H208V262H207ZM211 264H212V263H211ZM243 264H244V263H243Z\"/></svg>","mask_w":264,"mask_h":264}]
</instances>
